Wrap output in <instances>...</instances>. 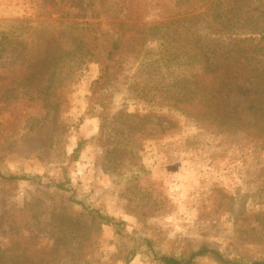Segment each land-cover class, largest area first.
<instances>
[{
	"label": "rangeland",
	"instance_id": "1",
	"mask_svg": "<svg viewBox=\"0 0 264 264\" xmlns=\"http://www.w3.org/2000/svg\"><path fill=\"white\" fill-rule=\"evenodd\" d=\"M184 9L170 3L142 22ZM121 10L122 0H0V248L36 261L60 252L48 264H160L154 251L183 258L201 246L264 261L256 84L235 79L225 91L235 124L187 113L175 104L185 88L139 94L137 63L91 99L99 65L58 62L60 47H76L65 27L85 21L102 34Z\"/></svg>",
	"mask_w": 264,
	"mask_h": 264
},
{
	"label": "trees",
	"instance_id": "2",
	"mask_svg": "<svg viewBox=\"0 0 264 264\" xmlns=\"http://www.w3.org/2000/svg\"><path fill=\"white\" fill-rule=\"evenodd\" d=\"M174 2L177 8H185L182 13H168L167 21L148 27L142 22L153 9L168 11L170 3ZM112 17V24L102 34L85 21L65 27L76 40V47H60L65 53L61 52L57 58L58 62L65 57L72 58L78 68L89 62L99 65L100 74L92 83L91 99H98L104 89L125 74L127 65L131 68L137 63L134 77L144 78L135 84L139 94L185 88L181 97L175 92V104L187 113L213 118L219 124H235L237 120L229 114L224 93L233 80L252 79L257 88L249 93L255 99L248 109L256 123L250 127L264 138V0H122L120 15ZM182 72L185 73L182 75ZM82 148L83 141L76 147L75 154ZM2 176L10 180L27 178ZM98 216L119 228L123 225L112 217ZM17 249L0 248V264H25L28 259L32 264H48L50 257L60 255V252L52 253L36 261L25 254L20 256ZM136 254L137 251H132L131 255ZM13 256L16 260L11 259ZM152 256L160 264H193L196 258L203 256L213 257L223 264H242L228 261L219 251L207 246L183 258L155 251ZM252 264H264V261Z\"/></svg>",
	"mask_w": 264,
	"mask_h": 264
}]
</instances>
